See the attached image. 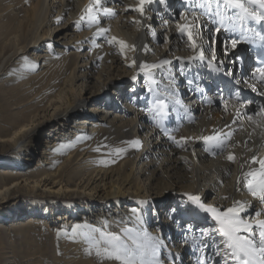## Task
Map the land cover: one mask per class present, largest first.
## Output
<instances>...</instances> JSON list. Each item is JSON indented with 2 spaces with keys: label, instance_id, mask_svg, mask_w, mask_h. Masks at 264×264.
Returning <instances> with one entry per match:
<instances>
[{
  "label": "bare ground",
  "instance_id": "1",
  "mask_svg": "<svg viewBox=\"0 0 264 264\" xmlns=\"http://www.w3.org/2000/svg\"><path fill=\"white\" fill-rule=\"evenodd\" d=\"M89 3L91 0H0V264H19L3 251L5 243L10 244L17 233L52 237L44 240L37 264H119L96 255L93 245L110 247L103 235L106 233L119 236L129 247H135L130 237L145 244L149 243L145 233L159 237L164 241L158 253L161 264H175V257L183 256L188 258L183 264H199L201 235L186 236L183 255L174 256L169 247L184 235L179 232L181 228L171 230L173 218L189 215L173 211L171 218L161 221L169 226L165 232L168 242L156 231H149L143 212L147 201L137 199L145 198L149 192H160L159 188L169 181L191 184L196 189L192 195L202 197L204 169L195 167L193 174H188L181 160L185 152L199 149L204 156L201 163L211 161L207 169L224 167L222 174L229 190L220 193L225 201L219 205L224 207L217 209L227 211L239 201L248 206L243 216L256 210L264 219V205L251 195L243 177L244 172L259 168L251 163L252 157L264 158V116L259 114L264 109V98H258L253 106L250 98L235 101L241 86L252 90L251 85H255V92L264 97V85L247 72L252 62L249 49L239 43L236 49L229 47V55L224 56L221 42L229 33L223 29L214 33L216 25L206 23L208 18L201 15L202 10L190 7L186 0L147 5L143 16L131 11L138 6V0H102L115 13L99 14V26L109 29L103 36L96 35V25L89 27L80 22L76 26ZM193 13L201 30L196 41L205 51L204 62L190 60L197 53L177 28L178 23H185V16L192 20ZM156 14L161 18L156 29L159 33L152 28ZM68 28L74 31V42L65 43L68 33L61 38L59 31ZM165 31L166 44L160 46V33ZM106 37L123 40L135 50L121 53L120 46L109 44ZM175 46H181V50L175 51ZM209 47H214L217 58L224 61L220 71L207 63ZM239 47L244 50L239 52L238 60L242 69L230 63ZM164 59L171 64L150 72L141 69L144 64H159ZM133 60L135 66H130ZM98 66L105 75L96 79ZM225 67L233 73L231 77L224 74ZM177 68L180 78L175 76ZM141 78L146 85L140 97L146 100L148 112L137 109L136 97L129 102L117 96L124 81L134 83L131 93H139L136 87ZM240 78H244L240 87L231 82ZM182 80L187 81L185 89L179 86ZM203 92H209V106L201 104ZM100 98L108 104L106 111L100 107ZM113 100L123 102L124 110L119 115ZM161 100L166 104L164 115L153 110ZM191 103H196L193 108ZM217 131L224 134L222 138L233 133L223 150L210 148L200 139ZM169 135L187 142L180 147ZM137 140L140 146L133 147L132 142ZM116 149L124 151L117 155ZM229 153L237 157L235 162L227 159ZM141 155L142 163L136 166ZM156 159L164 166L155 167ZM164 167L173 181L163 180ZM243 191L249 194V201H245ZM61 198L65 201L59 202ZM98 202H102L101 208ZM197 212L205 214L201 209ZM206 214L207 219L200 221L205 226L197 227L201 230L215 224L211 214ZM159 228L161 232L165 225ZM209 244L203 255L209 261H219L213 256L212 241ZM51 249L57 252L50 254ZM220 264H224L223 260Z\"/></svg>",
  "mask_w": 264,
  "mask_h": 264
},
{
  "label": "snow or ice",
  "instance_id": "2",
  "mask_svg": "<svg viewBox=\"0 0 264 264\" xmlns=\"http://www.w3.org/2000/svg\"><path fill=\"white\" fill-rule=\"evenodd\" d=\"M168 4V0H138V6L132 8L131 11L138 12L141 16L145 13V7L154 3ZM190 7H198L202 10L201 15L206 16V21L213 25L214 33H220L221 29L229 33L227 39L221 43L223 45L224 56L229 55V47L236 49L237 45L244 41L245 43L264 49V0H186ZM103 13L104 16H114L115 13L108 7L102 4V0H91V3L84 9L83 15L77 22V27L80 22H86L89 27L97 26V36H103L109 29L100 27L99 14ZM185 23L177 24V28L182 36H186L187 40L196 55L190 57V60L204 62L206 60L204 49L197 43L196 37L201 34L200 26L195 23L198 19L193 13V19L188 20L187 16L184 17ZM139 23V21H134ZM256 25L258 27H252ZM109 44H118L121 53L126 49L135 50L134 46L126 44L125 41L119 40L116 37L107 38ZM99 47V45H95ZM210 58L207 63L213 67L215 71H220L224 61L219 60L216 55L214 47H210ZM239 54L233 55V60L230 63L240 60ZM260 66L255 68L252 76L257 78L261 84H264V52L257 57ZM135 60L132 65L135 66ZM171 64L170 60L164 59L159 64L141 66L143 71L150 72L151 69L164 68V66ZM226 76L231 77L233 73L226 71ZM252 90L256 91L255 85H251ZM264 94V93H262ZM176 103H181L179 100ZM227 102H225V109L227 110ZM166 104L164 101H158L154 104L153 110L157 111L160 115L166 114L164 109ZM261 116H264V109H261ZM249 120L252 117H248ZM167 134V133H166ZM233 133L228 132L226 138L222 132H215L213 135L202 136V139L209 147L225 149L227 140H231ZM169 139L173 140L178 146L183 147L187 141L177 140L174 136L169 135ZM133 147H139L140 141H133ZM99 151V149H97ZM124 149H116V154L120 155ZM229 161L235 162L237 157L229 153L227 156ZM102 163H106L102 161ZM252 164H258L259 168H252L243 173L246 180V186L251 195L259 200L261 205H264V158L252 157ZM243 167V164L241 165ZM193 204L197 205L199 209L205 213H210L212 220L215 222L214 226L208 229H202V256L199 264H219V261H209L203 255V249L209 248V241L215 245L214 257H219L223 260L224 264H264V219H261L262 213L255 211L248 213V218L242 214L248 212V206L236 201L232 207L227 211L221 212L215 207L206 206L198 195H191L188 197ZM135 212V209L133 210ZM254 217V218H253ZM126 232L131 233L132 229H126ZM109 242L110 247L101 249L98 245H93L96 248V255L102 258L118 261L119 264H161L158 253L159 249L164 246V241L159 237L150 236L145 233V238L149 241L145 244L141 240L130 237L132 244L135 247H129L121 241L117 235L110 233L103 234ZM220 237L219 242H216V237ZM208 237V240H204ZM91 252V249H89ZM150 257V259H146Z\"/></svg>",
  "mask_w": 264,
  "mask_h": 264
},
{
  "label": "rangeland",
  "instance_id": "3",
  "mask_svg": "<svg viewBox=\"0 0 264 264\" xmlns=\"http://www.w3.org/2000/svg\"><path fill=\"white\" fill-rule=\"evenodd\" d=\"M153 17H152V19H155L157 21H155L156 23L153 24L154 26L152 28L156 30L159 28L160 24L158 22L161 21V18L159 16H157V14L154 15ZM70 24H72V22H70ZM156 31H157V33H159L158 30H156ZM59 32H61V38L64 37L66 35V33H68V37L64 40L65 43L66 42H68V43L74 42L71 39L72 35L74 34V31L72 29H70V28L63 29ZM166 33H167V31L160 33L161 39L158 42V45L164 46L166 44V40H167V34ZM170 39H171V37H170ZM181 46H177V47L175 46V51L181 50L180 49ZM56 48H60V46H58ZM241 50H243V48L239 47L235 54H239V52ZM87 51L88 50L86 49L85 52H87ZM247 51H248V49L246 50V53H247ZM181 52H183V51H181ZM207 53L210 55L209 50H207ZM233 55H231L232 58H233ZM86 58H89V57H86ZM85 60H88V59H85ZM235 65L236 66L238 65L237 69L241 68L239 66L238 60L235 61ZM227 70H228V67H225V71H227ZM95 72L97 74V75H95L96 79L99 78L100 75L101 76L105 75V70L102 69V67H100V66H98L96 68ZM179 72H180L179 68H177L176 74H175V76L177 78L181 77V76H179ZM243 80H244V78H240L239 81L238 80L237 81L231 80V82L235 83V86L240 87V85L244 84ZM186 83H187V81H185V80H182L179 82V86L181 87V89H185L184 87H186V86H184V85H186ZM132 85H134V83L124 81L122 88H121L122 89L121 93H118L117 96L119 95V98H121L120 101H123L127 98L129 102H133L132 100L135 99L134 97H136L135 101L137 102V107H138L137 109H140V110L142 109L145 112H148V111H146V109H148L146 104H145L146 100L143 98L141 99V97H140V93L143 94L142 86L146 85V81L141 78V84L139 83V85H138L141 87L139 89H138V86L136 87V90H139V91H137L139 93H136L135 91H134V93L133 92L131 93L130 90L132 88ZM206 91H208V90H206ZM219 91H220V89H219ZM184 92L188 93V90L186 89V90H184ZM222 93H224L223 90H222ZM208 94H209V92H203V98L201 99V104H203L205 106L210 105V103H206L208 101V98H207ZM122 96H123V98H122ZM236 97H237V99L235 101H237V102H242L243 99L250 98L249 101H250L252 106L254 104H256V100L258 98H264L262 95H259L255 91H253L251 89H246L242 86L240 87V92L236 94ZM99 100H100V107L103 108L104 111H106V105H108V104H106L105 98H100ZM113 104L118 105L117 106L118 108L115 111H117V113L119 115L121 113V110H124L123 109V102H118V101L113 100ZM195 104L196 103H191L190 107L193 108V106H195ZM143 107H145V108H143ZM95 108H96V106H93L92 110H94ZM112 117H111V115H109V120L110 119L112 120ZM131 117H134V114H131ZM149 125H150L149 129H152L153 125L152 124H149ZM147 131H148V129H147ZM155 132H156V130H155ZM141 133L145 134V131H143V132L141 131ZM142 134H140L141 137H142ZM142 138L144 139V136ZM100 142H102V141H100ZM101 145L105 146L106 144L101 143ZM139 153L142 154L141 151H139ZM0 154H3V153L0 152ZM184 156L185 157H183V159H181V160H183L182 165L189 172L188 174L192 175L193 172L195 171V167H199V168L202 167L204 169L205 175H204V179L202 182V185H204V186H201V188H200V190L202 192L201 201L206 206H211V207H215V208L224 207V206L219 205L222 201H225V199L220 195V193L224 190H226V191L229 190V188H227L226 182H224V175L222 174L224 167H221V166L215 167L212 170L207 169L206 165L210 164L211 161L208 160L206 162V164H202L201 158L204 156H203V152H201L199 149H197L196 152H191V153L185 152ZM142 160L143 159H142V155H141L140 158L139 159L137 158L135 161L136 166H139L142 163ZM158 160H157V164L155 165V167L156 166L159 167L160 165L162 167L163 163L159 162ZM162 169H163V171H162L161 176H162L163 180H165V181H168V179L171 180L169 178L170 177L169 173L165 169V167ZM171 181H173V180H171ZM167 183H168L167 185L163 184L161 189L159 188V190H161L160 192L157 190L153 191V192H149L145 198H139L137 200H138V202L143 201V200L147 201V207L144 209L143 212L145 214V225H147V227L150 229L149 231H152V230L156 231V233H159L163 238H167L168 242H170V238H168V236H167V234H165V232L169 231L170 229L168 228L169 226H167L165 223H163L161 221L163 219H167L168 217L171 218L173 211H174L173 214L176 212H180L182 215H189L187 217L185 216L184 218H180L178 216L175 217V218H179V220H176L175 218H173V220H175V221L172 223V225H170L171 230H173L174 232H176V230H178V228H181L179 232L184 233V235H183L184 237L181 236L179 238V241L177 242V244H175V245L169 244V247H170L173 255L178 256V255L184 254L182 252L185 250L184 248H186V245H183L185 243V241L187 240L186 236H190V235L196 236V235L202 234V230L200 228H197V227H198V225L199 226H205V224H201L202 222H200V221L203 219H207L208 215L206 213L202 214V215L198 214V212H197L199 210L198 206L193 204L190 200H188V197L191 196L192 194H194V191H196V189L194 188L193 185L185 184V183L172 184V183H170V181ZM206 188H208V189H206ZM242 193L246 199L245 201H249L250 200L249 194L244 192V191ZM17 198L23 199L24 196H18ZM40 199H46V198L42 197ZM58 201L63 202V201H65V199L61 198V199H58ZM70 201H72V200H68V202H70ZM89 201L93 202L91 199ZM98 203H99L98 207L101 208V206L103 205L102 202H98ZM251 203L253 205H255L252 200H251ZM223 204L226 205V203H223ZM120 205L122 207V205H124V204H120ZM255 211L256 210H254L252 213H254ZM169 214L171 216H169ZM244 217L248 218V214L244 215ZM186 219H191L193 221H188ZM164 225H165V229L163 231L161 230V232H160L159 227L160 226L164 227ZM185 233H186V235H185ZM49 238L52 239V237L50 235H43V234H38V235H33L30 233L13 234L12 238H11V243L10 244L5 243L3 251L6 252L8 254V256H10L13 260L15 259L17 262H19V264H21V263L26 264V262H27V264H31V263L37 264V262L40 260V251H42L41 248H42V245L44 244V240L49 239ZM218 238L216 239V242H219ZM213 246H215L214 243H213ZM187 248H189V246ZM53 251L57 252V249H53V250L51 249V251L49 253L53 254ZM36 257L38 259L36 260V262H34V259H36ZM187 259L188 258H185L184 256H183V259H179V258L175 257L174 263L175 264H183ZM220 261H222V260L219 259V264H220Z\"/></svg>",
  "mask_w": 264,
  "mask_h": 264
},
{
  "label": "trees",
  "instance_id": "4",
  "mask_svg": "<svg viewBox=\"0 0 264 264\" xmlns=\"http://www.w3.org/2000/svg\"><path fill=\"white\" fill-rule=\"evenodd\" d=\"M244 53V50L241 51V54Z\"/></svg>",
  "mask_w": 264,
  "mask_h": 264
}]
</instances>
